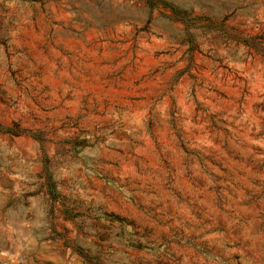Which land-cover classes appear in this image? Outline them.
<instances>
[{"label":"rangeland","instance_id":"rangeland-1","mask_svg":"<svg viewBox=\"0 0 264 264\" xmlns=\"http://www.w3.org/2000/svg\"><path fill=\"white\" fill-rule=\"evenodd\" d=\"M0 264H264V0H0Z\"/></svg>","mask_w":264,"mask_h":264},{"label":"trees","instance_id":"trees-1","mask_svg":"<svg viewBox=\"0 0 264 264\" xmlns=\"http://www.w3.org/2000/svg\"><path fill=\"white\" fill-rule=\"evenodd\" d=\"M0 129H1V130H5V131L14 132V133H16V132H20V131H21V130H14V129H12V128H4L2 125H0Z\"/></svg>","mask_w":264,"mask_h":264}]
</instances>
